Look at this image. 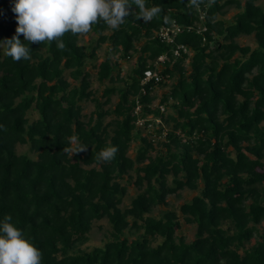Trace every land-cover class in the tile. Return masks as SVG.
I'll use <instances>...</instances> for the list:
<instances>
[{"label": "trees", "instance_id": "16d2710c", "mask_svg": "<svg viewBox=\"0 0 264 264\" xmlns=\"http://www.w3.org/2000/svg\"><path fill=\"white\" fill-rule=\"evenodd\" d=\"M256 2L147 0L161 8L152 20L137 18L132 6L117 29L93 24L89 52L70 31L63 48L55 40L29 43L27 60L0 48V219L12 217L41 250L42 264H264V5ZM11 8L12 0H0V40L15 34ZM230 8L237 13L227 23L221 16ZM172 24L181 27L173 43L160 41L156 31ZM241 36L256 46H241ZM104 43L109 51L96 80L122 86H105L97 97L85 63ZM178 45L187 51L175 57ZM115 53L122 61L136 54L125 78L109 60ZM160 56L163 80L141 85ZM172 77L152 107L154 89ZM84 102L94 105L87 117ZM140 121L156 126L164 153L151 154L155 139L142 134ZM73 136L88 150L72 155ZM110 146L115 156L99 159ZM132 173L139 192L122 207L121 182ZM182 190L196 192L178 208L196 229L189 243L176 236V211L150 215ZM102 219L111 227L105 244L76 252Z\"/></svg>", "mask_w": 264, "mask_h": 264}, {"label": "clouds", "instance_id": "9594fccd", "mask_svg": "<svg viewBox=\"0 0 264 264\" xmlns=\"http://www.w3.org/2000/svg\"><path fill=\"white\" fill-rule=\"evenodd\" d=\"M147 0H12L11 11L16 14L15 34L0 40L4 54L14 61L27 60L31 56L29 43L56 41L64 47L61 37L66 32L88 33L93 24L104 22L117 29L135 6L137 18L150 21L161 8L159 5L146 7ZM195 2V0H194ZM23 35V41L20 35ZM25 41L28 43L26 44ZM72 155L87 151L88 146L77 141ZM117 151L115 146L102 149L98 158L110 161ZM0 264H42V252L23 231L16 227L10 215L0 219Z\"/></svg>", "mask_w": 264, "mask_h": 264}, {"label": "rangeland", "instance_id": "374dc122", "mask_svg": "<svg viewBox=\"0 0 264 264\" xmlns=\"http://www.w3.org/2000/svg\"><path fill=\"white\" fill-rule=\"evenodd\" d=\"M256 4L263 6L264 5V0H257ZM237 13V10L235 9H228L227 12L221 16L223 21H226L227 23L233 20V16ZM95 39L96 35L91 33L89 31L88 33L85 34H80L78 38V44L83 45L87 48V51L89 52L91 48H93L95 45ZM237 43L240 44L241 46H249L251 49H253L256 44L252 36H241L236 39ZM141 41L140 43H142ZM139 45V43L137 44ZM140 47V46H139ZM108 43H104L100 45L98 48L95 50V57L93 59H87L85 63V68L86 71H89L90 73V81H91V90L94 94V96L100 97L102 89L105 86H112L115 85L117 87L122 86L120 83H115L111 84L108 81H105L104 83L100 84L96 80V72H97V66L98 64L105 59V56L108 55L106 52H108ZM191 55V53H190ZM118 54L114 55H109V60L111 63H117L119 72L121 77L125 78L126 75H128L131 71V68L136 65V54L133 55L129 60L127 61H122L118 58ZM95 64V66H94ZM94 66V67H93ZM185 69H189V60H186L184 63ZM175 78H167L164 79L163 85L158 86L154 89L152 95L154 96V101L152 102L151 106L156 107L158 105V102L161 98V96L168 91V89L175 83ZM104 99L101 98V101ZM117 102V96H113L111 98V102L109 105L104 106L105 109L107 108H112L114 104ZM82 108H83V114L84 116H88L93 110H94V105L91 102H84L82 103ZM36 117V114L33 112L29 115V119L32 120ZM151 116H148L147 119H151ZM111 119V117H107L105 119V122H108ZM138 128L141 130L143 135H148L151 136L152 138L155 139L156 145L154 152H152V155L158 154L159 152L164 153L165 149L162 147L160 144L163 142L164 138L163 137H157V135L154 134L155 130L157 129L156 126H152L151 128H145L143 125V121H140L138 124ZM166 132L169 130V127H165ZM137 143H134V147H136ZM16 152L17 153H29L28 148L26 146H17L16 147ZM129 155L131 157H134V150H131L129 152ZM132 177L129 178L127 176H124L123 181L121 182L123 185H126L127 187V193L124 198V201L122 203V207H125L129 204L130 200L139 192L137 188L133 185L134 182V173L131 174ZM170 180V179H169ZM196 194L194 191H188V190H182L179 191L176 195H171L166 198L167 205L165 206H159L155 207L151 211V216L153 217H159L161 214L167 210H172L176 211L177 217L180 223L179 229L176 231V236L177 238H183V240L186 243L191 242L194 239V234H195V226L192 224H187L184 222V219L182 215L180 214L178 208L181 204L184 202L190 201V199ZM111 227L106 219H102L100 221H96L93 223L92 228L89 232V240L87 243L78 246L75 250L76 252H89L91 251L94 247H100L105 244V242L108 240V237L110 235ZM129 237L133 238L132 235ZM159 242V239L153 241L152 245H155Z\"/></svg>", "mask_w": 264, "mask_h": 264}, {"label": "built area", "instance_id": "2783aa9c", "mask_svg": "<svg viewBox=\"0 0 264 264\" xmlns=\"http://www.w3.org/2000/svg\"><path fill=\"white\" fill-rule=\"evenodd\" d=\"M190 29V28H188ZM181 30V27H179L176 24H172L169 27H161L156 31V37L160 39V41L165 42V43H173L174 41V36ZM186 48L183 45H178L176 48L173 50V55L175 57L180 56L182 52H186ZM166 57L165 56H160L158 59L154 62V68L153 69H147L143 72V78L141 81V85L146 84L149 81H153L155 84L160 83L163 78L159 74L157 67L164 63ZM160 110L163 111V107H160ZM157 122H159L157 120Z\"/></svg>", "mask_w": 264, "mask_h": 264}]
</instances>
